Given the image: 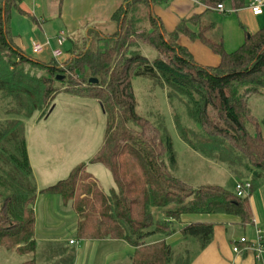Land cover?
<instances>
[{
	"label": "trees",
	"instance_id": "obj_1",
	"mask_svg": "<svg viewBox=\"0 0 264 264\" xmlns=\"http://www.w3.org/2000/svg\"><path fill=\"white\" fill-rule=\"evenodd\" d=\"M197 1L204 10L166 32L152 12L157 0H124L111 16L117 23L114 33L88 30L80 50L74 46L76 37L70 38L69 57L62 64H47L28 55L9 32L11 12L24 15L22 0H0V246L19 255L34 252L33 203L41 192L59 194L71 205L77 238L119 239L135 247L129 264H172L176 257L187 264L194 253L190 245L195 241L197 250L205 247L212 224L181 225L184 244L179 251L164 242L144 245L156 233L172 234L174 221L182 215L222 213L251 223L249 197L264 179V124L247 101L264 94V25L227 51L214 8L229 0ZM232 1L239 8L248 0ZM179 37L204 43L219 57L218 65L197 64L177 43ZM134 77L165 90L180 139L239 179H248L247 195L212 184L194 188L174 175L171 137L158 112L153 120L136 112ZM58 85L64 93L97 100L104 114L102 143L90 162L102 164L112 175L115 188L107 194L84 164L72 168L65 179L36 188L25 124L34 114L42 118L48 112L61 92ZM189 123L199 134L190 131Z\"/></svg>",
	"mask_w": 264,
	"mask_h": 264
},
{
	"label": "rangeland",
	"instance_id": "obj_2",
	"mask_svg": "<svg viewBox=\"0 0 264 264\" xmlns=\"http://www.w3.org/2000/svg\"><path fill=\"white\" fill-rule=\"evenodd\" d=\"M45 1L22 0L23 5L30 10L31 15L24 16L18 11H12L9 19V32L16 44L21 45L31 57L47 64L51 61L62 64L69 57L71 44L66 39L64 42L57 39L58 30L61 28L57 19L51 14L53 10L48 11L43 7ZM263 11L264 7L262 8ZM229 16L225 20L226 32H224V27L221 26L220 28L223 34V42L225 37L223 48L227 51H233L236 49L238 37L241 36L242 38L244 35L237 17L235 15ZM223 17L225 18L224 15ZM258 19L262 20V16ZM218 23L222 25L221 21ZM39 26H42L41 29L38 28ZM35 41L46 43L43 51L39 54H34L31 50V45ZM74 43L76 49L80 50L85 43L84 37H76ZM54 49L60 50L59 57L54 58L51 55ZM131 85L137 103L136 112L151 120L156 119V113H159L171 137L173 150L178 156L177 160L180 164L179 159L184 156L187 158L191 153H188L185 144L174 129L165 90L159 86H154L149 79L142 77H134ZM57 87L60 91L64 88L61 85ZM70 95L61 91L56 95L50 109L42 118L39 119L37 113L26 121V150L35 185L39 191L47 183H56L57 180L65 179L75 165L84 164L85 169L94 176L98 186L103 191H108L112 175L106 167L90 162V159L97 153L103 138L104 116L100 106L97 105L96 108L95 101L91 98L86 99L88 97ZM248 100L247 106L250 112L256 113L259 120L263 119L262 123L264 124V94L251 95ZM210 116L214 119L215 113L210 111ZM188 125L191 132L199 134L191 127V123ZM222 141L225 142L226 140ZM193 159L194 155H191L190 161L185 160V163H181L183 171L180 170V172L187 181L190 178L192 181L202 183L200 185L218 184L233 188L234 180L218 165H211L207 171L208 175L205 174L206 170L203 171L201 163H198V166L194 165L196 176L193 178ZM183 166L188 167V170ZM176 167L178 168L179 165ZM173 169L174 167H172V171ZM240 173L245 175L242 170ZM33 209L36 242L34 252L19 255L14 251V248L6 249L4 246H0V264H21L22 262L24 264H69L70 261L74 260V254L72 250L67 249L68 245H64L65 249H63L62 245L49 244L56 238L65 241L74 240L76 242L74 248L79 243L74 228L75 216L69 205L64 206L62 204L59 194L41 192L37 193L35 197ZM101 256L102 253H97L93 264H100L102 262ZM176 259L178 262L177 257Z\"/></svg>",
	"mask_w": 264,
	"mask_h": 264
},
{
	"label": "crops",
	"instance_id": "obj_3",
	"mask_svg": "<svg viewBox=\"0 0 264 264\" xmlns=\"http://www.w3.org/2000/svg\"><path fill=\"white\" fill-rule=\"evenodd\" d=\"M21 3L22 4H20V7L24 13V16H27L29 14L31 15L30 10L23 5V2ZM123 4L124 0H61L59 2L58 0H46L45 6L43 7L48 11L53 10L51 14L57 19L61 28L60 30H58V32H62L65 35L66 41L69 42L68 39L70 38L86 35L88 30H95L96 32L103 35H110L114 33L117 30V23L112 20L111 16ZM224 7L230 13L224 15V18L222 14H218L216 12L214 19L218 26L217 28L222 33L220 27H224V32H226L225 20L230 17L229 15H235L237 17L240 22L239 24H241V29L244 35L242 38L241 36L240 38L238 37L237 46H239L244 41L246 34L247 36H249L251 33L258 30L261 26L264 25V11L260 15L254 16L249 11V9H247V3L245 6L236 8L233 1L229 0L228 3L224 4ZM204 8L205 5L201 4L199 1H197L196 3L194 0H157V2L152 5V12L159 18L164 30L166 32H171L172 30H174L181 19L189 18L190 16L195 14H200L204 10ZM261 16L262 20H259L258 18H260ZM220 21L222 22V25L218 23ZM41 27L42 26H39L38 28L41 29ZM36 43L45 44L39 41H35L34 43H32V45ZM177 43L180 46L184 47L192 55L194 61L197 64L210 67L218 65L220 60L219 57L216 54L212 53L204 43L200 41H189L186 37H179ZM92 100L95 101L94 105L97 108L98 101L95 99ZM252 114L257 118V120H259V117H257L256 113ZM259 121H263V119H260ZM184 144L186 150L189 151L188 153L194 155V163L192 166L193 171L191 170L194 173L192 175L193 178L194 176H196L194 165L198 166V163H201L203 165V171L206 170L205 174L207 175V171L208 169H210L211 165H218L225 171L226 174L229 175V177L234 180V184L238 180H248L246 178L239 179L237 176L232 174L225 165L204 158L198 152L191 149L186 143ZM191 155L187 158H185L186 156H184L179 160L181 161V163H185V160L190 161ZM175 158L176 162L173 166V173L178 179L194 188L205 186L200 185L202 183L192 181L190 178L188 179L189 181H187L186 177H182V173L180 172V170L183 171L182 165L181 163H178L177 155L175 156ZM195 160H197L198 162H196ZM176 165H179V167L177 168ZM185 168L187 169L188 167ZM90 174L92 175V173ZM92 177L94 176L92 175ZM54 183H47L45 186H43V188L39 189V191ZM114 188L115 184L113 178H111V182L108 186V191H103L100 187V189L106 194ZM224 188H226L227 190H233L234 186L233 188ZM62 204L64 206L69 205L71 211L73 212L75 216L74 228L76 230L77 218L71 205L64 204L63 201ZM249 204L252 213L251 223L241 224L237 216L222 213L185 214L180 217L178 222L174 221L175 231L172 234L165 236L160 233H156L146 238L144 240V245L147 246L164 242L168 244L173 249V251H179L184 244V240L179 229L181 225L194 222L209 223L213 226L210 241L208 242V244H206L205 247L198 250V246L197 244H195V241L192 242V245L190 246L192 247L194 253L188 260L187 264H264V254L262 255L261 259L256 260L254 257V253L251 250H243L245 248V246L243 245L241 246L242 251L240 254H235L232 251L234 241L238 240L240 237H244L246 241L251 244L255 238V228L258 227L264 230V179L260 181L258 187L250 195ZM77 239L80 244L78 243L76 248H74L76 242L74 244L68 243V241L72 239H68L67 241H65L56 238L53 239V241L49 242V244L62 245L63 249H65L64 245H68L67 249L72 250L74 254V260L70 261L69 264H93L97 253H102V262L100 264H129L130 259L135 251V247L119 239ZM110 247L112 248L110 249ZM86 258H88V260H86ZM172 264H176V260H174Z\"/></svg>",
	"mask_w": 264,
	"mask_h": 264
},
{
	"label": "built area",
	"instance_id": "obj_4",
	"mask_svg": "<svg viewBox=\"0 0 264 264\" xmlns=\"http://www.w3.org/2000/svg\"><path fill=\"white\" fill-rule=\"evenodd\" d=\"M197 3V0H194ZM264 7V0H248L247 2V9L254 15L258 16L262 13V8ZM214 10L217 13L225 14L226 12H229L225 9V7L221 4H218L215 6ZM57 39L60 42L65 41V35L62 32H59L57 34ZM45 44L36 43L33 44L31 47V50L34 54H39L43 51ZM61 54L60 50L54 49L51 52V55L56 58L59 57ZM250 182L248 180H241L237 181L234 184V192L237 196H245L248 194L250 190ZM69 244H74V240H69ZM245 246L243 250H251L254 253V257L256 260H259L262 258V255L264 254V230L261 228H255V238L254 241L249 244L244 237H240L238 240L234 241L232 246V251L235 254H240L242 249L241 246Z\"/></svg>",
	"mask_w": 264,
	"mask_h": 264
},
{
	"label": "water",
	"instance_id": "obj_5",
	"mask_svg": "<svg viewBox=\"0 0 264 264\" xmlns=\"http://www.w3.org/2000/svg\"><path fill=\"white\" fill-rule=\"evenodd\" d=\"M56 78H58V79H63V77H62V76H61V77H60V76H57ZM89 82H91V83H94V84H95V83H97V80H96V79H94V78H90V79H89Z\"/></svg>",
	"mask_w": 264,
	"mask_h": 264
}]
</instances>
